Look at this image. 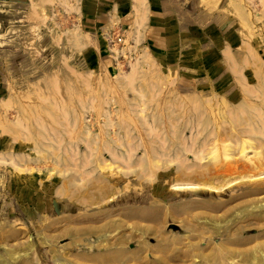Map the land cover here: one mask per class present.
Listing matches in <instances>:
<instances>
[{
    "label": "rangeland",
    "instance_id": "374dc122",
    "mask_svg": "<svg viewBox=\"0 0 264 264\" xmlns=\"http://www.w3.org/2000/svg\"><path fill=\"white\" fill-rule=\"evenodd\" d=\"M169 2L0 0V264H264V0Z\"/></svg>",
    "mask_w": 264,
    "mask_h": 264
},
{
    "label": "crops",
    "instance_id": "0c3cea01",
    "mask_svg": "<svg viewBox=\"0 0 264 264\" xmlns=\"http://www.w3.org/2000/svg\"><path fill=\"white\" fill-rule=\"evenodd\" d=\"M169 0H79V15L86 21H118L139 32L142 41L167 52L173 29ZM102 20V21H101Z\"/></svg>",
    "mask_w": 264,
    "mask_h": 264
},
{
    "label": "bare ground",
    "instance_id": "6f19581e",
    "mask_svg": "<svg viewBox=\"0 0 264 264\" xmlns=\"http://www.w3.org/2000/svg\"><path fill=\"white\" fill-rule=\"evenodd\" d=\"M167 98V97H166ZM172 98H173V96H172ZM193 99H194V97H193ZM187 100V99H186ZM215 100V99H214ZM213 100V101H214ZM182 102V101H181ZM215 103V102H214ZM174 104V103H173ZM193 104V103H192ZM197 104V103H196ZM213 104V103H212ZM181 107V106H180ZM185 107V106H184ZM184 107H183V109H184ZM189 107V106H188ZM197 107V106H196ZM192 109V108H191ZM201 111V110H200ZM187 113V112H186ZM191 116V115H190ZM196 117V116H195ZM231 117V116H230ZM199 124V123H198ZM193 128V127H192ZM212 128V127H211ZM215 130V129H214ZM224 130H225V128H224ZM252 130V129H251ZM196 131V130H195ZM210 131V130H209ZM212 131V130H211ZM217 131V130H216ZM252 132V131H251ZM254 132V131H253ZM207 133V132H206ZM196 134H198L197 132H196ZM209 134V133H208ZM219 134V133H218ZM224 134H225V132H224ZM181 136H182V134H181ZM196 136V135H195ZM194 136V137H195ZM219 136V135H218ZM180 138V137H179ZM196 138V137H195ZM194 138V139H195ZM184 139V138H183ZM215 140V139H214ZM220 140V139H219ZM163 141V140H162ZM184 141V140H183ZM194 141V140H193ZM205 141V140H204ZM207 141V140H206ZM203 143V142H202ZM209 143V142H208ZM203 145V144H202ZM206 145V144H205ZM217 145V144H216ZM204 146V145H203ZM198 149H200V148H198ZM202 150V149H201ZM213 150V149H212ZM245 150V149H244ZM156 152V151H155ZM162 154V153H161ZM167 156H168V154H167ZM117 157V156H116ZM197 177V176H196ZM251 177L252 178H254V180L256 179L255 177H257V176H255V175H251ZM260 177H264L263 175H261ZM226 178V177H225ZM250 178V177H249ZM192 180V179H191ZM194 180V179H193ZM207 180V179H206ZM196 181V180H195ZM201 181V180H200ZM252 181V180H251ZM256 181V180H255ZM237 182V179L236 180H233V181H230L229 182V184H228V186H232L233 184H235ZM257 182V181H256ZM224 184V183H223ZM175 185V184H174ZM215 185H216V183H215ZM215 185H213V184H210V183H206V182H201V183H195V184H191V183H188V184H186V185H177L175 188L176 189H194V190H208L209 192L210 191H217V190H219V188L217 187V186H215ZM255 186V185H254ZM225 187V186H224ZM223 187V188H224ZM191 191V190H190ZM222 191V190H221ZM198 192V191H197ZM109 200H112L111 198L109 199ZM263 235V234H262ZM239 242H242L241 240L239 241ZM54 251V250H53ZM53 254H52V258L55 260V262L56 263H58V264H72V263H70V262H68V261H66L65 259H63L62 257H60V256H58L55 252H52ZM20 257V256H19ZM253 258V257H252ZM264 263V262H263Z\"/></svg>",
    "mask_w": 264,
    "mask_h": 264
}]
</instances>
